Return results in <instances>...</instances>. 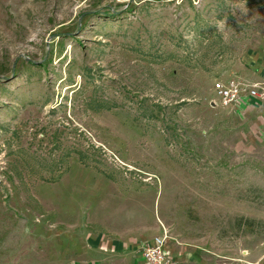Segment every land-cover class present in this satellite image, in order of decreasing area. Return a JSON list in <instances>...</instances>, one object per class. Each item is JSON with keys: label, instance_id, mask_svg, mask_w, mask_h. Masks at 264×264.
Wrapping results in <instances>:
<instances>
[{"label": "rangeland", "instance_id": "obj_1", "mask_svg": "<svg viewBox=\"0 0 264 264\" xmlns=\"http://www.w3.org/2000/svg\"><path fill=\"white\" fill-rule=\"evenodd\" d=\"M232 78L264 93V0H0V264L165 233L264 262V94L217 104Z\"/></svg>", "mask_w": 264, "mask_h": 264}, {"label": "crops", "instance_id": "obj_2", "mask_svg": "<svg viewBox=\"0 0 264 264\" xmlns=\"http://www.w3.org/2000/svg\"><path fill=\"white\" fill-rule=\"evenodd\" d=\"M144 238L146 239L148 236H144ZM138 241V238L126 239L123 236L88 238L79 243L76 253L66 264H148L142 257ZM168 248L170 249L168 254L170 264H211L200 254L185 253L171 247ZM252 264H264V262Z\"/></svg>", "mask_w": 264, "mask_h": 264}, {"label": "built area", "instance_id": "obj_3", "mask_svg": "<svg viewBox=\"0 0 264 264\" xmlns=\"http://www.w3.org/2000/svg\"><path fill=\"white\" fill-rule=\"evenodd\" d=\"M213 91L218 98L217 104L236 105L247 99L261 98L264 93L258 84H249L239 78L227 81L218 80L213 84ZM167 233L154 236L143 248L142 257L148 264H170L169 255L165 249Z\"/></svg>", "mask_w": 264, "mask_h": 264}]
</instances>
